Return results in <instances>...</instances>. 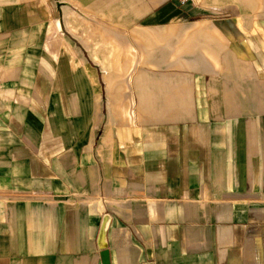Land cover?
Instances as JSON below:
<instances>
[{
    "label": "crops",
    "instance_id": "0c3cea01",
    "mask_svg": "<svg viewBox=\"0 0 264 264\" xmlns=\"http://www.w3.org/2000/svg\"><path fill=\"white\" fill-rule=\"evenodd\" d=\"M68 6L0 0V264H264V0L203 18L214 35L181 59L161 35L119 113L93 65L35 46L66 35ZM150 7L143 28L203 5Z\"/></svg>",
    "mask_w": 264,
    "mask_h": 264
},
{
    "label": "rangeland",
    "instance_id": "374dc122",
    "mask_svg": "<svg viewBox=\"0 0 264 264\" xmlns=\"http://www.w3.org/2000/svg\"><path fill=\"white\" fill-rule=\"evenodd\" d=\"M66 1L69 5L66 9L67 14L63 27L66 35H40L35 46L40 48L43 42H48L46 46L51 49L52 53L48 57L49 62L58 65L80 64L82 73H77L83 74L85 78L90 77L91 72L88 69L93 65V75L99 83L100 95L102 93L105 97L107 96L106 91H109L114 105H109V111L112 112L114 107V112L119 113L122 111L123 101H133L135 88L132 85L135 78L139 77V69L147 65L157 67V63L152 59L156 58V48L161 49L158 47L160 43L166 42L164 39L161 40V35L178 31L179 39L172 49L170 58L181 59L183 54L197 51L191 48L190 40H186V35H214L212 29H207V21L203 18H209L208 16L212 13L215 16L234 15L242 4L251 5L257 0H200L203 8H200V15L196 14L198 17L191 19V23L162 28L141 26V21H146L149 17L147 12L152 9L150 7L152 0L150 2L149 0ZM74 5H77L76 8ZM145 35H147L146 38H144ZM60 48L67 49V51L62 50L58 55ZM145 48L147 49L146 56L144 55ZM201 51L208 54L209 58L215 59L216 55L208 53L203 47ZM158 57L161 58L162 55L159 54ZM83 67L88 72H84ZM70 69H72L70 66L65 69L68 79L72 75ZM164 69L166 67L159 70L163 72ZM170 69L169 67L167 70ZM106 75L112 80L110 88L107 86ZM103 111L106 114V101L103 104Z\"/></svg>",
    "mask_w": 264,
    "mask_h": 264
}]
</instances>
